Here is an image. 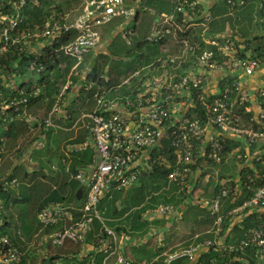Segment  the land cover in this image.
I'll list each match as a JSON object with an SVG mask.
<instances>
[{"label": "built area", "instance_id": "obj_1", "mask_svg": "<svg viewBox=\"0 0 264 264\" xmlns=\"http://www.w3.org/2000/svg\"><path fill=\"white\" fill-rule=\"evenodd\" d=\"M31 1L0 0V55L12 48L29 55L28 70L34 72L30 75H41L48 65L65 71L67 64L62 58L72 60L73 65L59 82L54 103L43 117L32 112L31 99L41 91L36 83L31 82V89L26 91L0 75L1 85L11 92L8 97L0 92V167L7 143L2 131L6 132L16 122L24 123L27 135L39 133L34 134L38 137L31 142L25 156L29 158L38 146L43 148L45 136L41 133L59 127L56 121L61 119L60 107L73 88L75 78L85 80L82 90L89 93L94 106L76 120H68L71 127L64 130L74 131V134L83 130L86 134L82 143L63 145L65 157L69 152L92 151L91 162L76 168L71 176L82 187L80 203L77 206L67 202L44 204L36 215L40 230L28 241L27 248L44 254L45 245L82 246L93 222L98 221L101 228L91 245L94 253L103 255L101 264H152L158 259H162V264L179 259L202 264L199 258L210 253L231 256L232 262L248 252L256 259L263 257L264 179L260 184L257 180L264 178V88L249 91L241 83V79L252 77L259 67L247 45L238 43L233 36L210 33L209 25L214 17L204 7L203 0H171L168 12L150 7L148 0H77V14L70 20L60 12H52L42 23L23 27L24 11ZM224 1L233 8L243 5L242 0ZM262 11L264 13V0ZM140 14L149 15L152 22L150 31L139 43L160 47L170 43L175 52L164 51L154 62L114 85L108 84L103 76L95 82L89 80L90 71H83L80 66L85 57L99 47V30L118 19L134 23ZM71 32L75 33L74 38L64 40ZM120 34L124 40H129L136 31L124 25ZM211 73H220L221 85L216 94L206 89ZM252 103L258 110L254 117L250 112ZM209 128L220 135L206 138ZM224 136H244L247 147L254 150L251 160L261 168V173L245 175L236 189L220 184L210 199L190 198V165L198 143L205 140V147L199 153L204 161L219 165L226 144ZM163 140L167 142L170 159L162 152ZM16 151L23 154L20 143ZM65 157L60 159L63 166L67 165ZM154 165L165 170L167 189L175 187L183 198L195 201L213 217L212 237L187 246L166 248L152 260L133 259L124 252L126 238L120 240L103 224L98 205L113 192L138 186L141 173ZM51 167L53 172L55 167ZM0 186L3 190L13 189L18 182L6 176L0 179ZM233 191L251 194L227 216L255 209L259 220L257 226L246 229L239 240L227 243L222 228L226 217L221 215V205ZM170 217L179 220L174 207L160 204L144 213L142 220L151 222ZM4 224V204L0 200V229ZM53 226L58 227L57 230L44 233ZM157 246H161L160 243ZM23 254L8 235L0 231V264H21Z\"/></svg>", "mask_w": 264, "mask_h": 264}, {"label": "trees", "instance_id": "obj_2", "mask_svg": "<svg viewBox=\"0 0 264 264\" xmlns=\"http://www.w3.org/2000/svg\"><path fill=\"white\" fill-rule=\"evenodd\" d=\"M48 3V0H32L30 3H28L24 11L25 17L22 21L23 27H30L34 24L42 23L47 16L57 9H48ZM152 3L156 5V7H154L158 9V11L165 10L168 7L167 3L161 0H152ZM170 8L171 6L168 10H170ZM260 13L264 16L262 11ZM214 26L215 23H213V27ZM74 36L75 33L71 32L64 40H68V38L69 40L73 39ZM245 43L248 44L247 47L251 50L254 58L260 64H264V44L259 42L257 45L253 46L252 42L248 40L245 41ZM111 45H113L112 42ZM142 46L143 45L138 42L135 48L136 50H141ZM157 48V46H148L146 48L148 51H150V53L141 61V67L149 65L161 55V52L159 51L153 52V50L157 51ZM174 52L175 51L171 49L168 53L173 54ZM109 57V55H103L101 53L96 55L95 61L90 65V72L87 76L89 80L95 82L97 79H100L102 76H104V69L107 67ZM86 58L90 59V54H88ZM61 61H64L67 64L65 71L59 70L57 66L48 65L46 70L41 73V78L35 84L41 88V91L36 98L31 99V106L40 102L41 104L46 105L49 109L53 105L55 95L58 93L57 86L61 79H63L68 73L69 68L73 65V61L70 59L62 58ZM29 63V55L25 53H19L15 48H12L4 55H0V75H4L6 79H11L12 77L25 78L26 74L29 75L34 73L33 71L28 70ZM46 73L49 74L45 75ZM127 73L128 71L124 73L122 79L128 77ZM117 83H119V78L117 77H110L108 80V84L110 85ZM30 84L31 82L27 84L22 83L20 84L19 89L29 91L31 89ZM0 92L3 93L4 97H8L11 93L7 88L2 86L1 83ZM72 108L73 106L67 110L66 121L69 120L71 122L77 115V112ZM25 133H27V128L25 124L21 122H16L10 125L6 132L2 131V134L7 140V153V150L12 148V146L14 147V144L20 140V138H23ZM41 134L45 136L43 148L46 149V152H52L59 155V160L65 157L64 151L61 149L62 145L79 144L84 142L86 139V134L83 130H78V135L76 137H74V131H64L59 129H49L45 132H42ZM37 137L38 136H35L34 139H37ZM162 150L167 159H170L171 156L166 140L162 141ZM228 150L229 148H227V151ZM5 155L7 154L5 153ZM65 158L67 160L66 176H59L55 179L52 174L56 172H52L51 175L44 173L41 165H38L39 167L37 165L34 167L30 165L34 168V170L28 173L27 171L19 168L23 167L26 170L29 169L27 165L28 162L26 160V165H14L10 174H8L9 179L17 180L18 186L13 189L6 187L4 190L1 188L2 186H0V200L3 201L4 211L9 210L10 208L8 214L11 220V222H8L5 216V224L0 229V231L1 233L8 235L11 241L21 250V252L24 253L21 264H27L28 259L25 243L30 241V239L40 230V226L36 222V215L39 209L48 202H67L68 204L75 206L79 205L80 203V201L76 200L75 194L78 189L82 190V187L76 183L71 178V176L74 175L76 168L86 166L91 162L92 151L90 149H86L85 151L80 152H69L68 156ZM247 173L253 176L252 172L248 171L246 174ZM165 174L166 172L162 166L154 165L153 167H150L149 169L147 168L141 173L139 185L135 188L129 189L127 191L113 192L111 195H109V197L101 200L98 205V210L103 219V224L111 229L119 239L121 237H128L137 241L139 238V240L143 242V245H140V247H144L145 249H143L146 250V245L149 244L150 240H158L157 235L162 234V232L165 230L164 228L166 227L167 221H165V219H157L147 222L142 220V215L160 204H177L174 196L170 194L169 191H166L167 182ZM221 179H223V177H221ZM263 179V176L258 179V184L262 183ZM17 189L21 190V194L16 192ZM241 193L242 194H240L239 197L229 196L224 199V202L222 203L223 208L221 207V215L222 212L226 213L228 210H232L240 206L243 201L246 200L251 194L247 191H243ZM168 195H170V197ZM187 209L189 210V214H182L181 219H183L185 216H189V218L193 220V224L203 225L206 228L213 224V218L205 209L194 205H190L187 207ZM14 212L19 218V225L14 222V218L12 217V213ZM256 217H258V214L251 215L241 222L234 223L232 222L231 218L227 217L224 220L222 226L223 232L226 233L230 225H232V228L229 229V232H233L234 236L239 238L246 229L257 226L258 221L256 220ZM57 228L58 227L55 226L49 227L44 231V233L57 230ZM100 228L101 223L94 221L91 231L87 235V241L84 246L94 242V235L98 233ZM19 231H21L20 235ZM210 237V234H205L204 232L200 234V236L196 239V242ZM158 243H161V241H158ZM185 244L187 245L189 243L186 242ZM45 247H47V249H51L50 245H45L42 247V250H44ZM162 250L164 249L163 244L161 243V246H154L151 251H148L146 257L144 258L152 260L155 256L162 252ZM37 253L39 254L38 251ZM35 257L36 256H33V258ZM44 259H46V257ZM57 259H59L58 256L48 259L49 262L47 260L43 261H47L48 264H53ZM86 260L87 259H84L83 261L85 262ZM102 260L103 255L100 257V259H95L93 264H101ZM199 261L202 264H264V256L256 259L248 252L246 255H243L241 258L239 257V259L232 262L231 256L220 257L216 254L210 253L203 254L199 258ZM191 263L192 262L187 259H179L172 262L171 264ZM152 264H162V259L153 261Z\"/></svg>", "mask_w": 264, "mask_h": 264}, {"label": "crops", "instance_id": "obj_3", "mask_svg": "<svg viewBox=\"0 0 264 264\" xmlns=\"http://www.w3.org/2000/svg\"><path fill=\"white\" fill-rule=\"evenodd\" d=\"M161 1L166 2L168 5V7L165 10H161V12H168L169 7L171 6V0H161ZM242 1H243L242 6H237V7L233 8L237 12V16L239 18L237 22H241L242 17L240 15L244 11V9H242V8L245 7L246 4H248L250 6V8H249L250 16L249 15L245 16V19H247L251 24H255L256 22H259V23H262L264 25V16L260 13L262 11V0H242ZM219 2H222L225 4L224 0H203L204 7L208 8L210 10L212 16L214 17L213 21L209 25L210 33L215 35V36H233L238 43L246 44L245 43L246 40L244 39V35H242L240 33V30H238V29L237 30L236 29H229L228 30L226 28V24H225L226 20L223 18L227 14L226 9L224 8V6L218 5ZM147 4H148V2H147ZM223 19H224V22H223ZM114 22H118V20H116ZM151 22H152V18L150 16H146V14H140L137 16L134 23L135 24L138 23L139 27L138 26L136 27L134 25L133 28L138 33V37L142 38L144 35H146L150 31ZM213 23H215L214 27H213ZM120 33H121V31H120ZM120 33H117V35H119ZM105 34H107V32ZM108 34L110 35L111 31L108 32ZM100 35L102 36V33ZM111 38H112V34L110 36V39L108 40V43L113 42V41H111ZM255 43H257V42H254L253 44H255ZM137 44L138 43L136 42L134 47H136ZM246 45H248V44H246ZM147 47H148L147 45L146 46L143 45L141 50L137 49L138 51H140V53H143V54H140V55H142L140 63L144 59V57L149 55V53H150V51H148L146 49ZM150 47H155V46H150ZM157 47H158L157 51L153 50V52L159 51V52H161V55H164V51L171 50L170 43L163 44V45H161V47L160 46H157ZM102 52H103L102 45H99V47L95 51L90 53V59L91 60L87 59L86 58L87 56L85 57L84 63H83V65L80 66V69L83 70L84 67L87 66V70L90 71V65L95 61L96 55L100 54ZM94 53H95V55H93ZM263 65L264 64L259 63V68ZM48 74H46V75H48ZM103 77L105 79H107V81L110 79L109 77H105V76H103ZM219 77H220V73H211L210 81L207 84L206 89H208L211 92L216 94L217 90L219 89V86L221 85L219 82ZM113 78H116V77H113ZM121 79H122V77L119 79V82ZM74 81H75V84H74L73 88L70 90L68 95L64 98L63 105L60 107L59 118H61V119L56 121V124L62 129H59V127L56 129H59V130H65L66 129L67 130L71 127V124H69L68 121H66L64 119L65 115L67 114V110L71 106H73L72 109L77 112V115L74 118V120L79 118L81 114L86 113V112H90L93 109L94 104H93V101L91 100L89 93L82 91V85L84 84L85 80L80 79V78H75ZM241 83H242L243 87L246 90L248 89L249 91H252V90L258 89V88H264V70L259 71V72L257 70L252 77L241 79ZM102 85H103V83H102ZM81 96H83V97H81ZM32 108H33V113H35V112L38 113L40 110L42 112V109H44V105L39 102L38 104L33 105ZM50 108H49V110H50ZM257 111L258 110H257L256 106L252 103V105L250 107L251 115L254 117V115H256ZM74 120H72V121H74ZM77 135H78V132H77V134H74V137H76ZM218 135H220V132H218L215 129L209 128L207 131L206 138L209 136H218ZM224 138H226V144L224 147L223 161L221 164H219L221 166V169L218 173L219 178L214 183H211L212 176H210V174L208 173V171H209L208 167L210 165H213V164L205 162L203 157L201 156V154H199L200 150L205 147V140H202L198 143L199 144V145H197L198 149L195 152L196 156L190 165L191 171H192L190 178H189V185H190L191 189H190L188 195L190 196V198L196 199V200L210 199L212 197V195L214 194L216 188L220 184L227 186L229 189H234V187L236 189L240 180L243 179V177H245V175L248 174V173L246 174V172H248V171L252 172L253 175H255V174L258 175L259 173H261V168L258 165H254L252 160H251V154H252V151H254V150H250L249 147H247L246 140H245L244 136H224ZM16 145L13 148V152L16 150ZM227 148H229L228 151H227ZM41 160H42V158H41ZM27 162L29 165H31L30 164L31 161H27ZM229 164H232V169H233L232 171H230L228 168H225ZM52 165H54V167H55L53 172H56V173L52 174V176L55 179L58 178L59 176H66V166L67 165L63 166L61 164V161L59 160V155H58V160L53 161ZM31 166H35V164H33ZM51 169H52V167H51ZM221 177H223V179H221ZM197 189L199 192H201L205 196L194 197L191 194V192H196ZM241 192H243V191H233V194H231L230 196L239 197V195L242 194ZM183 199H185V198H183V196H182V201H183ZM190 205L198 206L199 208H201L195 201H193L191 199H186L185 202L184 201L181 202V205L175 207V210L179 215V220H182L181 215L183 214V211L186 210L187 207H189ZM240 206H238L232 210H228L226 213L222 212V215L227 218L228 217L227 215L229 212L236 210ZM221 207L223 208V204L221 205ZM254 214H258V211H256L255 209H246L244 211L237 213L236 215H232L229 218H231L233 223L234 222H241V221L245 220L246 218H248ZM256 220L258 221V217H256ZM211 227H212V225L209 226L204 232H205V234H210L212 237V233H210ZM166 228H168V227H165L164 229L166 230ZM231 228H232V225H230V227L228 228L226 233L223 232L224 239H226L227 243H231V242L239 240L241 238V237L236 238L234 236L233 232L230 233L229 229H231ZM204 232H201L200 234H202ZM200 234H196L190 240H188L187 242L189 244H187V245H191V244L196 243V239L200 236ZM157 237H158L159 241H161V237L158 235H157ZM124 242H125L124 245L126 247H128V245H132V244L140 247V245L143 243V242L139 241L138 244H134L133 242H135V240L130 239L128 237L126 238V240ZM93 243L87 244L86 246H84V245L72 246L74 248L84 247V250L82 249L81 252L74 253V252H76L75 249H69V250H71V254L68 256H72V257L77 256V257H80V259L88 258L90 264H93L95 259L98 260L102 256L99 253L93 252L92 245H91ZM185 243L186 242H184L180 245L181 246H187ZM66 246H71V245H66ZM175 246H177V245H175ZM35 255H37V254H34V256ZM52 256H55V257L58 256L59 259L61 258V256L59 254H56V255H50V257L48 256L49 257L48 259H50ZM45 257H47V256H45ZM41 264H43V263H41ZM45 264H46V262H45Z\"/></svg>", "mask_w": 264, "mask_h": 264}, {"label": "rangeland", "instance_id": "obj_4", "mask_svg": "<svg viewBox=\"0 0 264 264\" xmlns=\"http://www.w3.org/2000/svg\"><path fill=\"white\" fill-rule=\"evenodd\" d=\"M46 1V0H45ZM48 9H55L53 12H60L63 15H66L67 18L70 20L72 19L78 11V2L77 0H48ZM148 5L150 7H156V5L154 3H152V0L148 1ZM218 5H222L224 6V8L226 9V16H224L223 18L226 20L225 24H226V28L229 29H238L240 30V33L242 35H244V39L247 41L252 42V45L255 46L257 45L259 42L264 44V25L262 23L256 22L255 24H251L247 19H245V16L249 15L250 16V12H249V8L250 6L248 4L245 5V7H243L242 9H244V11L241 13V17L242 20L241 22H237L238 21V16H237V12L233 9V7H229L226 6L224 3L219 2ZM154 7V8H155ZM146 16H149L146 14ZM127 26L128 28H132L134 25L137 27H139L138 23H127V21L123 20V19H118V22H113L110 23L108 26L102 27L99 32L102 33L101 36V41H100V45H102V49L103 52L101 54L103 55H109V61L107 64V67L104 69V76L105 77H119V79L121 77L124 76V73H126L128 71V75L133 74L134 72L138 71L141 66H140V60L143 53H140V51L136 50V48L134 47L136 42H139L142 38L138 37V33L136 32V34L131 37L129 40H124L121 36V34L117 35V33H120L121 31V27L122 26ZM110 32L112 34V38L111 41H113V45H111V43H108V40L110 39L111 34H105L106 32ZM100 33V34H101ZM254 42H257L255 44H253ZM95 55V53L93 54ZM91 60V59H90ZM264 63V62H263ZM143 67V66H142ZM258 72L259 71H263L264 70V65L261 66L260 68H257ZM256 70V71H257ZM83 71H87V66L84 67ZM26 78V79H25ZM25 78H21V77H12L11 79H7L8 83H12L15 87L20 86V84L25 83L27 84L28 81L29 82H34L36 83L40 78L41 75H28L26 74ZM28 78V79H27ZM124 79V78H123ZM121 79V80H123ZM120 80V81H121ZM32 112H33V108H32ZM49 112V109L44 105V109H42L38 112V113H34L37 116L43 117L45 116L47 113ZM34 134H39L38 132L34 133ZM27 135V133L24 134L23 138H20V140H18L15 144L20 143L21 149H22V153L20 155V153L18 151H14L13 152V146L12 148L8 149V153L6 152L7 155H5L4 159H3V163L0 167V179L2 177H6L8 176V174H10L12 167L14 165H26L25 163V159H30L31 158V165L35 164V165H41V167L43 168L44 173H48L49 175L52 174L51 171V166L53 161L58 160V155L52 152H46V149H42L41 147L38 146L37 149L33 150V155H29L26 157L25 155L28 154L29 152V148L31 145L32 141L34 140V137L37 135ZM63 145L61 146L62 149ZM61 152V150H60ZM42 158V160H41ZM28 161V160H27ZM29 169L26 170L23 167H19L21 169H23L24 171H27L28 173L32 172L34 170V166L31 167L29 164H27ZM39 167V166H38ZM32 168V169H31ZM225 168H228L230 171H232V164H229L228 166H226ZM221 169L220 165H210L208 167V173L210 174V176H212L211 178V183H214L215 181L218 180L219 176L218 173ZM18 172H20L19 170H17ZM51 172V173H50ZM232 173V172H231ZM51 183V182H50ZM132 189V188H131ZM167 192L169 191L170 194H172L174 196V199L176 200L177 204L171 205L172 207H176L181 205V202H185L186 199H183L182 201V194L177 193V190L175 187L170 186L167 190ZM18 194H21V190L17 189L16 191ZM191 194L194 197H202L205 196L204 194H202L201 192L197 191L196 192H191ZM170 197V195H168ZM20 208H22L21 206H19ZM198 207V206H197ZM9 210H5L4 211V216H6L7 221L11 222L10 217L8 212ZM189 210L186 209L183 211L184 215L189 214L188 213ZM12 217L14 218V222L19 225V218L16 215V213H12ZM165 221H167L166 223V230H164L162 232V234L158 235L161 237V243L163 244V249L175 246V245H180L184 242H187L188 240H190L194 235L196 234H200L201 232H204L207 228L204 227L203 225H198V224H193V220L191 218H189V216H185L182 220H173L171 217L168 219H165ZM21 234V231H19V235ZM124 239L123 237L120 238V240ZM31 241V240H30ZM29 241V242H30ZM141 241L139 240V238L137 239V241L133 242L134 244H138V242ZM26 243V254H28V259H27V263L30 264H41L43 262V264H45V261L43 260H47L50 257V255H56L59 254L61 256L60 259H57L53 264H90L89 259H87L85 262H82L84 259H80V257L77 256H68L71 254V250L69 249H75L76 252L74 253H78L81 252L82 249L84 250V247H72V246H63V247H50L51 249H47V247L44 248L45 254H38L37 251H39L38 249H34V248H27V244ZM158 240H150L149 244L146 245V250H144L143 248L136 246V245H128V247H126L125 245L124 247V252L134 258V259H139V258H144L147 255L148 251H151V249L154 246H157ZM160 243V245H161ZM143 245V243L141 244ZM34 254L36 257L33 258ZM46 257V259H44V257ZM49 256V257H48ZM32 257V258H31ZM55 256H52L51 258H53ZM30 259V260H29ZM46 261V264H48V262Z\"/></svg>", "mask_w": 264, "mask_h": 264}, {"label": "water", "instance_id": "obj_5", "mask_svg": "<svg viewBox=\"0 0 264 264\" xmlns=\"http://www.w3.org/2000/svg\"><path fill=\"white\" fill-rule=\"evenodd\" d=\"M81 194H82V190L81 189H78L76 191V200L79 201L81 199Z\"/></svg>", "mask_w": 264, "mask_h": 264}]
</instances>
